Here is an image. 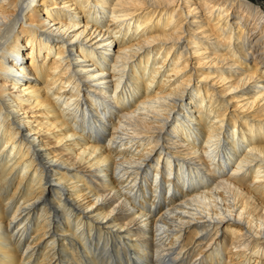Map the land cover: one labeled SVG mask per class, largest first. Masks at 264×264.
Segmentation results:
<instances>
[{
  "label": "bare ground",
  "instance_id": "obj_1",
  "mask_svg": "<svg viewBox=\"0 0 264 264\" xmlns=\"http://www.w3.org/2000/svg\"><path fill=\"white\" fill-rule=\"evenodd\" d=\"M0 264H264V4L0 0Z\"/></svg>",
  "mask_w": 264,
  "mask_h": 264
},
{
  "label": "rangeland",
  "instance_id": "obj_2",
  "mask_svg": "<svg viewBox=\"0 0 264 264\" xmlns=\"http://www.w3.org/2000/svg\"><path fill=\"white\" fill-rule=\"evenodd\" d=\"M250 1H252V2H254V3H262V4H264V0H250Z\"/></svg>",
  "mask_w": 264,
  "mask_h": 264
}]
</instances>
